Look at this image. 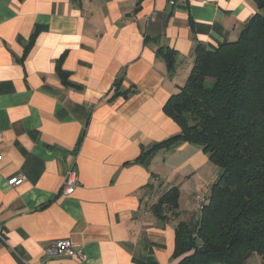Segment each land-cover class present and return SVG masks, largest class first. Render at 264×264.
Segmentation results:
<instances>
[{
	"label": "crops",
	"instance_id": "1",
	"mask_svg": "<svg viewBox=\"0 0 264 264\" xmlns=\"http://www.w3.org/2000/svg\"><path fill=\"white\" fill-rule=\"evenodd\" d=\"M258 11L255 0H0V264H175L176 225L196 233L194 194L219 170L199 145L154 148L180 131L163 106L195 49L236 39ZM69 167L79 185L61 195ZM172 188L176 209L158 214ZM59 238L84 257L46 256Z\"/></svg>",
	"mask_w": 264,
	"mask_h": 264
},
{
	"label": "trees",
	"instance_id": "2",
	"mask_svg": "<svg viewBox=\"0 0 264 264\" xmlns=\"http://www.w3.org/2000/svg\"><path fill=\"white\" fill-rule=\"evenodd\" d=\"M255 1L259 11L236 39L195 49L185 81L163 106L180 131L154 148L178 141L199 145L219 170L196 233L183 222L176 225L175 264H241L250 254L264 264V0ZM172 54L165 53L169 65ZM177 197L172 188L153 209L174 211Z\"/></svg>",
	"mask_w": 264,
	"mask_h": 264
},
{
	"label": "built area",
	"instance_id": "3",
	"mask_svg": "<svg viewBox=\"0 0 264 264\" xmlns=\"http://www.w3.org/2000/svg\"><path fill=\"white\" fill-rule=\"evenodd\" d=\"M170 4H175L176 0H167ZM24 178L20 175L10 176L7 178V184L11 186L19 185L23 182ZM79 185V179L77 173L72 167H69L65 173L61 188V195H70L73 193L75 188ZM207 185H201L199 189L194 194V204L197 210H200L203 204L207 199ZM0 241H5L3 228L0 226ZM46 256L54 255H64V256H73L79 255L80 258H83L81 252H76L73 248V243L69 238H59L53 242L52 245L44 249Z\"/></svg>",
	"mask_w": 264,
	"mask_h": 264
},
{
	"label": "rangeland",
	"instance_id": "4",
	"mask_svg": "<svg viewBox=\"0 0 264 264\" xmlns=\"http://www.w3.org/2000/svg\"><path fill=\"white\" fill-rule=\"evenodd\" d=\"M217 175H218V174H216V176H215L214 180L217 178ZM214 180H213V181H214ZM213 181H212V182H213ZM212 182H211V183H212Z\"/></svg>",
	"mask_w": 264,
	"mask_h": 264
},
{
	"label": "water",
	"instance_id": "5",
	"mask_svg": "<svg viewBox=\"0 0 264 264\" xmlns=\"http://www.w3.org/2000/svg\"><path fill=\"white\" fill-rule=\"evenodd\" d=\"M259 6H261V4Z\"/></svg>",
	"mask_w": 264,
	"mask_h": 264
}]
</instances>
